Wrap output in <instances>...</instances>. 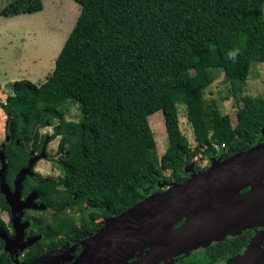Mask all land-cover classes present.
<instances>
[{
	"label": "trees",
	"instance_id": "obj_1",
	"mask_svg": "<svg viewBox=\"0 0 264 264\" xmlns=\"http://www.w3.org/2000/svg\"><path fill=\"white\" fill-rule=\"evenodd\" d=\"M74 1L80 12L52 72L39 85L14 81L13 93L0 103L7 116L8 183L25 165L29 142L39 146L46 136H59L66 151L61 188L53 203L42 199L61 208L37 218L43 236L27 259L44 252V245L54 249L77 235L95 234L102 227L98 219L122 213L161 191L162 183L186 180L185 167L197 155L213 158L220 151L225 159L255 145L264 130V96H239L252 63L264 61V0ZM42 9V0H12L0 15ZM235 49L233 61L228 53ZM218 73L238 104L234 126L205 97ZM152 96L160 100L168 138L161 157L144 108ZM71 103L79 110L77 121L65 118ZM180 105L194 148L179 127ZM46 126L53 133L38 139V129ZM35 188L41 195L42 185ZM0 204L8 209L1 193ZM68 207L81 215L67 213ZM59 234L64 237L56 242ZM2 245L0 238V264H13Z\"/></svg>",
	"mask_w": 264,
	"mask_h": 264
},
{
	"label": "water",
	"instance_id": "obj_2",
	"mask_svg": "<svg viewBox=\"0 0 264 264\" xmlns=\"http://www.w3.org/2000/svg\"><path fill=\"white\" fill-rule=\"evenodd\" d=\"M262 136L264 138V130ZM4 146L0 145V190L11 208L15 235L11 239L0 226V238L5 252L14 257L41 238L40 235L24 238L23 230L28 225L20 221L24 210L46 206L34 203V193L21 200L22 180L30 173L33 159L17 174L14 191H11L5 178ZM185 171L189 176L183 182H171L166 189L151 193L122 213L102 220V227L81 241L77 256L74 255L76 247H71V256L64 263L127 264L144 248L149 249L145 257L151 260L149 263L166 261L226 235L264 226V141L225 159L219 156L203 171L196 172L193 163L186 166ZM246 188L248 191L242 193ZM180 221L182 224L173 229ZM260 238L258 233L244 254L229 264L239 260L264 264ZM69 246L64 244L25 264H58ZM13 261L22 264L17 257Z\"/></svg>",
	"mask_w": 264,
	"mask_h": 264
},
{
	"label": "rangeland",
	"instance_id": "obj_3",
	"mask_svg": "<svg viewBox=\"0 0 264 264\" xmlns=\"http://www.w3.org/2000/svg\"><path fill=\"white\" fill-rule=\"evenodd\" d=\"M11 1L0 0V11ZM42 1L43 9L41 11L12 16L0 15V103H4L6 97L13 93L12 83L14 81L27 79L39 85L46 80L52 72L56 56L80 12L79 4L74 0ZM229 89V81L223 73H218L214 81L206 88L205 97L208 101L211 99L216 101L221 114L227 115L234 126L238 104ZM239 96L250 98L264 96V61L252 63L245 86ZM144 108L154 134L157 155L161 157L167 149L168 138L159 98L152 96L144 100ZM78 112L77 105L71 103L64 115L68 121H77ZM178 117L182 133L187 137L190 146L194 148L195 140L192 126L186 118L185 109L182 105L179 106ZM6 121L7 116L0 107V144L9 141V137L5 132ZM38 131L40 134L51 135L53 127H41ZM59 140V136L50 138L47 148L48 153L51 155H59V153L62 156L65 155L66 151H60ZM219 154L220 151H217V155L213 158L197 155L193 162L194 167L198 165L208 168L213 160L219 157ZM40 158H44V155ZM37 169L43 175H59L57 166L51 161L41 160L37 165ZM165 173L168 175L170 171ZM160 187L166 189L168 185ZM142 189H145V187H142ZM66 212L72 213L76 217L81 215V212L72 209ZM97 221L101 222L100 219ZM71 247L69 246L67 254L58 264L70 258Z\"/></svg>",
	"mask_w": 264,
	"mask_h": 264
},
{
	"label": "flooded vegetation",
	"instance_id": "obj_4",
	"mask_svg": "<svg viewBox=\"0 0 264 264\" xmlns=\"http://www.w3.org/2000/svg\"><path fill=\"white\" fill-rule=\"evenodd\" d=\"M43 136L44 134H40L38 139H40V137L42 138ZM45 138L46 139L44 140L43 143L39 142L40 143L39 146L34 144L33 142L28 143L27 161L25 165L20 166L17 173L13 175V177L10 179L11 183H8L7 181V168L5 172L6 183L11 189V191H14V181L16 179L17 174L20 172V170H22L29 164L31 159L34 160L33 166L30 169V173H28L25 176V178L22 180L21 200H24L29 194L34 193L35 194V198L33 200L34 203L43 204L46 206V208H41V209L28 208L24 210L20 220L23 223L25 222L28 223V225L23 230L24 238L35 237L37 235H40L42 238L43 234L39 232V227L42 223L37 221V218L42 214V212L55 213L58 212L61 208V203L59 204L57 202L58 205L55 208H53L52 206L49 207L42 200L43 198H46L48 200L47 202L53 203L51 199L56 198L57 192L55 190L61 188V178H62V172L59 165L61 164V161L65 156V155L62 156L61 153H59V155H51L50 153H48L47 148L50 139H48V136H46ZM260 141H264L263 136ZM60 151H65V149L61 145H60ZM40 155H44V158H40L41 157ZM219 156H221L223 159L224 152H222ZM41 160H47L54 163L57 166L59 175L48 176V175H43L42 173L40 174L37 169V165ZM0 168H1V163H0ZM38 184L42 185V189L40 191L41 195L35 188V186H38ZM246 191H248V188L242 190L241 192L244 193ZM0 193L3 196L4 203L7 204L5 202V196L1 192V190ZM69 209L70 208L68 207L67 210ZM100 221L102 220L100 219ZM181 224L182 221L175 224L173 226V229L178 228ZM0 226L6 232L7 236H9L11 239L14 238L15 231L11 218V208L9 205L7 209L0 204ZM258 233L261 236L260 238L261 240L259 242L260 248H264V226L252 227L241 230V232L237 234L226 235L222 239L217 241H212L206 246H200L198 248L192 249L188 254H183V253L176 254L171 258L167 259L166 261L159 260L157 262H154V264H229L232 260L244 254V252L248 249L249 245L252 243L254 237ZM63 237L64 236L62 234H59L58 237L55 239V241L59 242L60 240L58 239H62ZM84 239L85 238H82L77 235L54 249H58L64 244H69L70 246L76 247V251L74 253V255L76 256L77 252L82 248L81 241ZM38 240H36L31 246L25 248L23 251L17 252L14 255V257H12L9 253L6 252L9 255L12 263L15 264L13 260L14 258L17 257V260L20 263L25 264L34 260L37 257H40L45 252L54 250V249H48V247L44 245L43 246L44 252L42 251V253H40L39 255H36L31 259H27L28 258L27 255L29 256L30 254L35 253L36 251L39 250V247L37 246ZM2 246H3L2 250L5 251L4 241ZM148 250H149L148 248H144L143 252L140 255L136 254L133 257H131L127 261V264H153V263H149L151 260L145 258L147 257ZM70 262L71 261H66L65 263L63 262V264H70ZM248 262H249L248 260L247 261L239 260L235 264H249Z\"/></svg>",
	"mask_w": 264,
	"mask_h": 264
},
{
	"label": "clouds",
	"instance_id": "obj_5",
	"mask_svg": "<svg viewBox=\"0 0 264 264\" xmlns=\"http://www.w3.org/2000/svg\"><path fill=\"white\" fill-rule=\"evenodd\" d=\"M238 53H239V49H235V50H231V51H229V53H228V57H229V59L235 61V59H236Z\"/></svg>",
	"mask_w": 264,
	"mask_h": 264
},
{
	"label": "built area",
	"instance_id": "obj_6",
	"mask_svg": "<svg viewBox=\"0 0 264 264\" xmlns=\"http://www.w3.org/2000/svg\"><path fill=\"white\" fill-rule=\"evenodd\" d=\"M222 147H224V144L222 145Z\"/></svg>",
	"mask_w": 264,
	"mask_h": 264
}]
</instances>
